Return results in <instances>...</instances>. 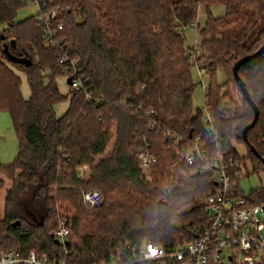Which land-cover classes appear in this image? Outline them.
<instances>
[{
  "label": "trees",
  "instance_id": "1",
  "mask_svg": "<svg viewBox=\"0 0 264 264\" xmlns=\"http://www.w3.org/2000/svg\"><path fill=\"white\" fill-rule=\"evenodd\" d=\"M53 4L62 9L72 55L80 58L79 69L88 76L94 95L105 101L90 103L84 90L70 86L63 93L58 50L45 42L36 15L17 20L24 1L0 0V112H9L20 144L13 162H0V174L13 180L4 216L0 203V249H16L22 257L31 251L47 254L52 263L154 264L129 262L134 257L128 244L140 247L146 241L170 251L194 241L209 223L206 194L216 188L211 176L202 172L201 158L195 166L184 158L195 135L204 131L203 110L194 107V63L184 30L198 18L200 8L207 13L200 33V59L209 67L211 80L207 108L215 115L227 154L246 167L249 161L252 174L264 173V53L239 69L261 112L247 134L248 143L243 129L254 110L233 73L238 59L264 44V0H54ZM218 4L225 6L226 14L215 17L212 7ZM7 44L11 54L32 64L9 59L4 52ZM14 66L27 74L28 99ZM221 67L227 73L224 84L216 80ZM67 101L68 109L59 116L56 106ZM140 102L155 108L153 117L161 130H150L141 111L131 109ZM100 113L103 120L97 119ZM168 132L184 141L167 138ZM148 142L158 158L151 179L143 175L138 159ZM238 142L245 144L247 156L235 147ZM81 165L89 167L86 179L78 176ZM3 185L0 177V192ZM83 188L100 190L104 204L87 208L81 199ZM248 195L252 205L264 204V184ZM58 205L74 210V216L66 218L72 235L82 225L90 229L80 244L56 242ZM17 220L21 224L13 226Z\"/></svg>",
  "mask_w": 264,
  "mask_h": 264
},
{
  "label": "built area",
  "instance_id": "2",
  "mask_svg": "<svg viewBox=\"0 0 264 264\" xmlns=\"http://www.w3.org/2000/svg\"><path fill=\"white\" fill-rule=\"evenodd\" d=\"M23 1L25 6L32 3L37 5L38 11L35 15L38 26L42 30L45 42L58 50L63 77L66 81L71 79L70 87L75 91L84 90L85 99L90 103H104V98L96 97L91 91L88 76L79 69L80 58L72 55L66 35L65 19L61 14L62 9L53 4L54 0ZM191 52L194 66L198 68L203 78L209 74V67L200 59L201 55L198 54L197 48ZM202 81L206 95L202 116L204 131L195 135L184 158L189 166H195L198 158H201L202 172L215 181L216 188L206 194L209 223L194 241L170 251L162 245L151 242H144L140 247H134L129 243L128 246L132 248L134 257L129 262L154 264H210L211 262L261 264L264 262V217H262L264 204L252 205L249 195L242 191L241 182L247 176L246 166L225 151L222 138L216 128L215 115L207 108L210 95L204 80ZM123 103L126 104L127 99H124ZM131 109L141 111L142 115L148 119L150 130H161L162 125L153 117L155 108L152 105L145 108L144 103L140 102L132 105ZM97 119L103 120L104 114H98ZM166 137L177 143L184 141L182 136L172 132H168ZM138 159L143 175L151 179L153 167L158 162V158L151 151L149 142L138 152ZM88 169V165H81L77 169L79 178L84 177ZM81 199L89 209L101 207L105 202L103 193L98 189H81ZM71 233L67 220L60 219L55 238H58L61 244L67 245L70 242ZM227 247L229 250L226 251ZM0 264H66V261L52 263L47 254L39 256L31 251L26 257H22L16 249L8 252L0 249Z\"/></svg>",
  "mask_w": 264,
  "mask_h": 264
},
{
  "label": "rangeland",
  "instance_id": "3",
  "mask_svg": "<svg viewBox=\"0 0 264 264\" xmlns=\"http://www.w3.org/2000/svg\"><path fill=\"white\" fill-rule=\"evenodd\" d=\"M212 8H213V14L215 17L223 16L226 14V8L222 4L215 5ZM37 11H38L37 5L34 3H32L30 5L23 6L18 10V13H17L18 19L17 20H24L27 18H31L32 16H35ZM76 13H78V11H76ZM198 15H199L198 18L193 22V24L190 25V27H186L184 29L185 33H186V38H187L188 52L190 53V55H192L191 51L195 50L196 48H197L198 54L203 55L202 48L200 46L201 41H202V37H200V33H201L202 28L205 27V24H206L205 22L207 19V13H206L205 9L200 8ZM78 19H80V17H78ZM191 62L194 63L193 58H191ZM13 69L17 73L21 74V71H22L21 67L16 68L14 66ZM192 74H193V81H195V85H196L195 91L193 94L194 95V107L204 110L206 95L204 92L202 80H204V82L208 88L211 84L210 75L206 74L205 76H203V78H201L199 70L196 66L193 67ZM216 80H218L219 84H224L228 81L227 80V73L223 67L218 69L217 75H216ZM58 84L61 88V91L63 93H67L69 86L66 84V82H64V80H62L60 78L58 80ZM237 98L240 101H242V95L241 94L237 93ZM113 128H115V124H113ZM114 132H115V129H114ZM6 137H8V134L6 135ZM8 138L9 139L7 141V146H6L5 152H4V156H5L4 161L8 162V160H12L11 162H13L15 160L14 158L18 154L20 144H18L17 135L13 136L11 134V136H9ZM114 142H115V140L113 138L111 144L108 147V151H107L108 153L112 150ZM235 147L237 148L238 151H240L241 156H247L248 155V151H247V148H246L244 143H242V142L235 143ZM247 166L248 167H246V170H247L248 175L242 179L241 187H242V191L244 193L249 194L250 191L253 190L254 188L262 186V184L264 183V174L263 173L257 174L254 172L252 174L251 173L252 167H251L249 161H247ZM0 177L4 181V185H3L1 192H0L1 215L4 216V210H5V204H6L5 199H6L7 192L10 190V187L12 186L13 180L10 177H8L6 174H2V173L0 174ZM56 213H57L56 214L57 218L59 220L60 219L66 220V218H68V217L72 218L74 216V214H73L74 210H72L69 206L64 207L62 205H58V207L56 209ZM262 217H264V215H262ZM89 231H90V229L84 228L83 225H82V227H78L77 230H74L75 234L70 237L71 243H73L74 245L80 244L81 237H83V235H85ZM144 242H146V241H144ZM227 250H229V247H227L226 251Z\"/></svg>",
  "mask_w": 264,
  "mask_h": 264
},
{
  "label": "water",
  "instance_id": "4",
  "mask_svg": "<svg viewBox=\"0 0 264 264\" xmlns=\"http://www.w3.org/2000/svg\"><path fill=\"white\" fill-rule=\"evenodd\" d=\"M11 44H13V46H15V40L11 41ZM8 58L11 59L13 62L17 63V64H24L26 66H29L32 64V61L28 58H24V57H17L13 54H11L9 52V45L7 44L5 47V51ZM264 53V44L254 53H251L247 56L241 57L240 59H238L235 62V66L233 68V73H234V78L237 79V81L239 82L240 85V89L241 92L243 93V96L245 97V99L247 100L248 104L250 105V107L253 108L254 110V117L251 121V123L249 125H247L244 129H243V136L245 141L248 143V132L257 124V120L260 117V108L257 106V104L255 103V101L253 100L252 96L250 93H248V90L246 88V83L244 81V79L241 78L240 74H239V69L243 66L244 63L249 62V60L254 59L256 57H259L260 55H262ZM68 84H71V79H68ZM250 150L253 151L255 153L256 156L260 157L259 152L253 147L250 146ZM264 162V161H263ZM21 224V220H17L13 223V226H17ZM56 242L58 244L60 243V240L58 238H56Z\"/></svg>",
  "mask_w": 264,
  "mask_h": 264
},
{
  "label": "crops",
  "instance_id": "5",
  "mask_svg": "<svg viewBox=\"0 0 264 264\" xmlns=\"http://www.w3.org/2000/svg\"><path fill=\"white\" fill-rule=\"evenodd\" d=\"M21 77H22L21 87L23 90V94H24V97L28 99L31 96V87H29L27 74L21 71ZM61 79L64 80V82H66L68 86H70L64 77ZM69 104H70V101L57 105L56 106L57 114L59 116L64 115V112L68 109ZM7 134H8V137L11 136V134L13 136L16 135V132L13 129L12 117L10 116L9 112H0V162L3 164H9L12 161V160H8L9 163L4 161V158H5L4 152L7 146V141L9 139L8 137H6ZM89 175H90V171L88 169L87 174L84 177L81 176L80 179L81 178L86 179L89 177Z\"/></svg>",
  "mask_w": 264,
  "mask_h": 264
}]
</instances>
